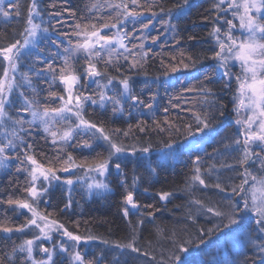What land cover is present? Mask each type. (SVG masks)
I'll list each match as a JSON object with an SVG mask.
<instances>
[{"label":"trees","instance_id":"trees-1","mask_svg":"<svg viewBox=\"0 0 264 264\" xmlns=\"http://www.w3.org/2000/svg\"><path fill=\"white\" fill-rule=\"evenodd\" d=\"M94 1L97 3L99 0H37L41 16L36 20L43 21L42 25L47 23L48 27L51 23L53 30H49L48 33L55 32L57 35H61V30H65L66 27L73 29L76 23L102 24L105 23L104 20L110 21L103 11L106 5H100L101 12L97 13L94 10L97 7H92ZM199 2L202 5H199ZM194 3L196 4L193 5ZM214 3L215 0H188L192 8L197 5L199 7L178 27L180 44L183 46L180 52L170 53L163 50V54L149 56L142 67L135 69H131L127 62L122 60L107 66V75L98 79L101 83H107L108 77H115L112 85L104 91L119 98L120 105L107 102L105 107L101 108L99 104L92 105L89 102L83 107L84 119L103 128L112 140L129 146L128 151L119 159L113 156L109 162V173L103 182L109 185L110 191L93 189L90 194L87 185L91 184L93 178L97 179L94 172H86L84 167H73L77 169L79 175L69 177L77 179L71 186L63 185L67 178L61 174L62 171H57L60 180L55 182L48 194L41 198L38 210L49 220L56 221L63 226V229L81 236L85 241H95L94 247L91 248L93 251L84 254L85 264L113 263L114 257L119 253L117 244L122 246L131 244L138 249L133 256L134 264H260L257 260L262 258L259 256L261 253L258 247H252L255 245L250 244L253 241L256 244L260 243V239L256 237V228L252 224L254 219L249 221L251 223L249 232L253 234L250 235V243L240 240L238 246H232L223 238L226 233L243 228L244 218H249L250 214L242 213L239 224L225 228L226 219L217 218L206 210L207 207H214L226 212L229 199L241 203V196L233 194L231 189L241 183L240 177L243 176L242 173L246 168L255 175L264 174L257 164L248 163L241 166L240 151L230 156L228 154L236 146L233 141L237 138L242 141L243 138L240 136L241 129L238 128L240 125L237 127L232 121L238 118L233 111L235 81L230 82L231 87H225L228 81L220 70H215L216 61L212 59L215 40L210 33L216 21ZM9 4H16L17 7L7 18L0 15V25H6L0 26V48L24 39L21 33L27 26L31 0H5L6 8ZM130 4L129 2V7ZM167 4L169 8L177 9L185 5V2L167 0ZM90 9L93 12L92 16L88 15ZM17 11L19 15H16ZM52 13L58 15H50ZM73 13L75 15H72ZM87 18L90 20L86 21ZM119 29L124 31L121 27ZM117 30L106 28L101 34L112 35ZM38 39L40 37H37ZM42 39L43 37L40 40ZM24 51L25 56L19 64L20 71H29L33 63L41 67L37 57L47 61L48 49L45 43L38 48V51L31 47ZM118 51L122 52L120 49ZM180 59L189 65L178 72V75L186 77L184 87L186 94L173 96L169 93L163 96L162 87L166 86L168 73ZM82 63L81 59L78 60L75 64L76 70ZM5 65L6 62L0 57V72ZM97 66L102 71L106 67L103 63ZM178 75L176 74L177 78ZM206 75L211 78L205 79ZM125 77L129 79L132 94L139 96L143 103L138 102L135 105L127 94L120 95L123 87L119 80ZM81 82L90 88L85 80L82 79ZM93 86L97 87L95 83ZM47 88L48 84L39 87L42 90ZM171 88L170 91L173 92L175 87ZM201 88L211 90L207 101L204 99L205 93L200 91ZM54 90L60 95H66L63 87ZM144 90L150 92L146 94ZM28 94L31 95L30 92ZM92 96L96 97V93ZM45 97L47 91H41L42 104L51 100ZM147 100L151 102L153 109L147 107ZM59 104L60 101L56 106ZM114 107L122 108V111L114 113ZM205 113L211 117L209 127L198 131L200 125L197 123V116L203 117ZM11 115L15 117L19 114L13 109ZM19 116L26 121L31 120L29 115L22 112ZM242 117L243 115L240 118ZM71 120L75 121V117H71ZM34 126L39 129L41 135L37 134L40 139L36 138L32 142L31 151L40 163L47 165L51 161L57 169L62 168L64 165L55 157L57 148L64 153L63 158L59 157L60 161L67 160L69 154L76 164L91 165L93 162L108 158L110 151L108 142L104 141L95 129L87 130L86 132L89 133L84 135L81 129L78 130L81 136L78 138L81 140H75L74 137L72 144L64 145L62 141L53 144L52 137L48 136L39 124ZM62 126L69 125L64 123ZM25 127L28 129L27 124ZM141 127L145 131L141 132ZM161 128L164 131H161ZM124 132L129 134L125 136ZM30 134L29 131L20 133L21 136L26 137ZM85 141L92 147H85ZM133 145L137 148L150 146V151L137 152L133 156L131 155ZM78 146L80 148H76ZM25 151H28L26 145H18L15 151L10 150L13 156L19 154L20 159H23ZM115 163L121 164L122 173L114 174L112 166ZM7 164V168H0V224L17 227L27 224L30 216L23 209H15L14 205H8L7 200L27 198L31 202V198L24 191L28 186L29 178L26 172H17V167L21 166L19 159H12ZM197 166L200 167V174L207 186L192 180ZM134 178L135 188H133ZM216 183H220L225 191L221 192L216 188ZM69 187L72 189L70 196ZM129 190L133 191L134 199L140 204V208L134 213L129 210V215L125 217L123 209L127 206L123 203V199ZM163 192L171 193L167 200L160 199L159 194ZM69 199L72 202L71 207L66 208ZM145 205L151 207H144ZM140 221L143 223L141 224ZM29 230L30 228H26L23 232H0V264H32V261L26 258V253L19 252V245L27 239H33ZM87 237L93 238L86 239ZM41 244L53 248L51 243L35 242L33 257L37 261L46 258L38 247ZM181 245L186 246L188 251L180 252ZM100 246H109L115 250L103 253ZM219 247L223 249V253L217 252L216 248ZM173 255H179L180 261L170 259ZM54 261L56 264H74L67 256L58 253H55Z\"/></svg>","mask_w":264,"mask_h":264},{"label":"snow or ice","instance_id":"snow-or-ice-1","mask_svg":"<svg viewBox=\"0 0 264 264\" xmlns=\"http://www.w3.org/2000/svg\"><path fill=\"white\" fill-rule=\"evenodd\" d=\"M129 2L135 6L134 10H129ZM184 2L185 5L191 7L188 4V0H184ZM97 6L96 4L92 5V7ZM109 6L117 10L115 16L110 18L111 23H76L71 33H63L65 36H75L77 39L75 42L71 38L68 39V47L63 49L65 53L62 57L63 64L59 67L52 62L55 59V54H53L52 60L48 62L37 57L39 64L42 65L41 67H37L36 63H33L30 65L29 71L19 70V64L25 56L24 50L30 47L38 48V34L48 33L49 31L48 27H42L43 21L37 22L36 20V18L41 16L37 0H31V5L28 8L27 26L21 33L24 37L23 42L16 40L7 47L0 48V57L6 62L2 72H0V129H3L4 135V142L0 143V168H7V162L12 159L20 160L21 166H18L16 170L17 172L24 171L27 173L29 180L28 186L24 191L31 198V202L27 198H9L7 204L10 206L14 205L15 209H27L32 214V217L25 225L9 227L0 224V232H23L31 226L39 229V234L34 239H27L19 245V252L26 253V258L32 261V264H56L54 261L55 245L51 249L42 244L38 245L40 251L46 254V258L39 261L33 257V251L36 241L41 239L52 240L50 233L63 229L62 225L54 220H49L46 215L38 210L41 198L48 194L49 189L53 187V181L60 180V177L56 174L57 171L69 172L71 167H84L86 172H97L103 176L108 172L109 162L112 157L127 152L129 148V146L121 142L112 140L110 135L106 134L103 128L97 124L84 119L83 107L89 102L92 105L99 104L101 108H104L107 102L120 105L121 101L119 98L108 95L104 91L109 85H112L115 77H108L107 83H101L98 78L105 77L107 75V66L113 64L114 58L122 55L119 53V49H123L124 52L131 55V49L125 43V40L133 37L128 32L120 30L119 25L124 24L128 20L135 22L142 14L138 9L141 7L150 8L151 5H141L139 0H121L120 3H113ZM16 7V4L8 5V8ZM213 7L216 10V21L210 35L215 40V49L212 55V59L216 61L215 70H223V77L228 81L225 87H231L230 82L233 80L236 84L233 94V111L237 114L238 118L235 123L241 126L243 140L241 141L237 138L233 143L236 146L242 145V147H238V150L242 153L239 163L241 166L248 163L258 164L261 170L264 171V0H215ZM220 13H225L226 15L220 16ZM228 13H231L232 19L227 18ZM0 15L5 18L11 15L10 11L5 7V0H0ZM16 15H19L18 11ZM50 15H58V13ZM72 15L75 14L73 13ZM234 20H238V24L234 23ZM148 27V24H143V28L147 29ZM106 28L118 30L112 35L101 34ZM237 31L241 33L240 36L236 35ZM155 40L156 38H153L154 43ZM51 43L58 49L60 48V44L55 40ZM133 47L142 49L143 44L133 45ZM81 55L86 65L82 74L75 67ZM129 55H124L123 59L128 60ZM146 56L147 53H143V57ZM99 63H103L106 66L105 70L102 71L98 68L97 65ZM193 63H195V60H193ZM138 65L142 66L141 61H136L133 58L132 67L135 68ZM234 65L239 66V72L232 70ZM184 67L187 68L189 65L184 64ZM172 71H177V68L174 66ZM210 78L208 75L205 76V79ZM34 79L36 83H34ZM82 79L97 85L100 89L96 93L98 99L92 95H84L85 84L81 82ZM57 81L64 85L63 91L66 95H60L54 90ZM39 82H46L48 88L39 89L37 87ZM119 83L123 87V92L120 93L121 96L127 94L134 103H143L139 96L132 94V88L127 77L119 80ZM41 91H47L45 99H58L60 101L59 106H53L51 102L42 104L40 101ZM188 91H192V89H188ZM200 91L205 93L204 99L207 101L211 90L201 88ZM29 92L31 95L28 94ZM147 107L151 108L152 105L148 104ZM13 109L18 114L22 112L29 115L31 120L26 121L19 115L13 117L10 114ZM117 111H122V108L114 107L113 112ZM242 113L243 117L240 118ZM221 115H223V112H221ZM71 117H75L76 120L72 121ZM210 119L211 117L207 113L203 117L197 116V123L200 125L197 130L202 131L208 128ZM64 123L69 126L63 127ZM26 124L28 129L25 128ZM35 124H39L43 131L52 137L51 142L53 144L62 141L64 145H69L74 136L79 134L77 130L95 129L101 134L102 139L108 142L110 149L108 158L93 162L91 165L76 164L73 161V157L69 154L65 161H60L59 157H57V161L64 165L62 168L57 169L51 161L47 165L38 162L31 151L33 148L32 144H26L28 151L24 152L23 159H20L19 154L13 156L10 150L15 151L18 147L17 142H19V145H25L24 138L20 133L31 130V126ZM160 130L164 131L163 128ZM140 131L143 132L145 129L141 127ZM128 134V132H124L125 136ZM84 146L92 147L86 141ZM167 146L171 147V145ZM131 149V155L134 156L137 152L148 153L150 146L137 148L133 145ZM197 162H199V157H197ZM115 168L122 173L120 163H115ZM153 172H155V169H153ZM200 173L201 169L197 166L194 169L192 180L198 181L200 185L207 186L205 179L202 178ZM242 175L243 180L241 183L231 189L233 194L241 196L242 204L229 199V207L226 212L213 207H207L206 210L212 213L213 216L226 219L225 228L239 224L242 220V213H251L255 217L256 232L258 233V239H260L259 244H256L255 241H253V244L258 247L261 254H264V175H255L247 168ZM250 181L252 182L251 185L245 187L249 185ZM37 182H39V187ZM64 183L71 186L74 182L72 179H67ZM135 185L136 179L134 178L133 188H135ZM215 187L221 192L225 191L220 183H216ZM87 188L90 194L93 189L104 192L110 191L109 185L103 181H95L88 184ZM71 191L72 189L69 187V196ZM170 195L171 193L169 192H163L159 194V197L161 200H167ZM71 203L69 199L65 207L70 208ZM123 203L129 206L123 209L125 217L129 215L130 208L137 210L140 208V204L134 199V193L131 190L127 191ZM197 203L200 202L197 201ZM144 207H151V205H145ZM148 215L153 214L148 213ZM140 223L142 224L143 221H140ZM62 234L77 243L83 239L67 229H63ZM92 238L87 237L86 239ZM116 247H131L133 251H138L131 244L123 246L117 244ZM59 251L68 252L69 250L61 244ZM179 251L187 252L188 248L181 245L179 246ZM72 259L79 262V264H84L83 257L79 252H76ZM170 259L179 262L181 258L179 255H173Z\"/></svg>","mask_w":264,"mask_h":264},{"label":"rangeland","instance_id":"rangeland-1","mask_svg":"<svg viewBox=\"0 0 264 264\" xmlns=\"http://www.w3.org/2000/svg\"><path fill=\"white\" fill-rule=\"evenodd\" d=\"M120 2H121V0H104V1L99 0V1H97V3H96V1H94V3L96 5L98 4L97 9H94V10L97 11V13L101 12V9H100L101 6L100 5L105 4L106 6H104V7H106V8H104L103 11L106 12L105 13L106 17L108 16L109 18H111V17L115 16L117 10L115 8L110 7L109 5L113 4V3H120ZM139 2L141 5H151V7L150 8L141 7L140 9H138L142 14H141V16H139L137 18V20L135 22L128 20V21H125L124 24L119 25V27L123 28L125 32H128L130 34V36L133 37L132 39L125 40V43L131 49V55H129V53L124 52L123 49H120L122 52H119V53H121L122 55H119L118 58H114V62H113V63H115L116 61H119V60L120 61L121 60L126 61L127 65L131 69L142 67V66L138 65L137 67L133 68L132 67L133 58H135L136 61H141V63L143 64V63L147 62L149 56H154V55H157L158 53L163 54V50L168 51L170 53H172L174 51L175 52L181 51V48L183 46L180 44V39H179V35L177 32L176 25H178V21H179L180 17L183 16L187 12V10L190 8L187 5L183 10L178 11L176 14L164 16L161 13V2H162V0H139ZM134 9H135L134 5H131V7H129V10H134ZM92 13H93L92 9H90L88 11V15L92 16ZM153 13H155V15H153ZM223 14H225V13H223ZM227 18L228 19L233 18L231 16V13L227 14ZM89 20H90L89 18L86 19V21H89ZM104 22L105 23H111L112 21L110 19V21L104 20ZM234 23L238 24V20H234ZM143 24H148L149 27L147 29H145V28H143ZM73 30H74V28L70 30L69 27H66L65 30L64 29L61 30V35H57V37L55 38V41L58 44H60V48L58 49L53 44V52L50 55V57L47 59L46 62H48L49 60H52V56H53V54H55V59L52 60V62L57 67H59L60 65L63 64L62 57L65 55V53L63 52V49L65 47H68V39L71 38L73 40V42H75L77 39L75 36L69 37V36L63 35V33H71ZM236 35L240 36L241 33L239 31H237ZM153 38H156L155 43L153 42ZM140 44H143L142 49L140 47H133V45H140ZM145 52L147 53V56L143 57V53H145ZM124 55H129V59L124 60L123 59ZM142 57H143V59H142ZM80 59L83 61V63L81 64V67L77 71L81 70L80 73L82 74L83 69L86 67V65H85V62H84L82 55L78 58V60H80ZM181 61H183V60L180 59V61L177 62V64H176L177 66L173 65L171 67V68H173L175 66L177 68V71L174 72V71L170 70V72L168 73V76H167L168 79L166 80V86L160 85V87L163 86L162 87V95L163 96L168 95L169 93L173 96H183L184 94H186V90L184 89L185 84H186V77H183V75H181V74L178 75V72L180 71V69H185L184 68L185 62L183 61V63H181ZM179 66H180V68H179ZM232 70L234 72L240 71L238 65H234ZM220 71L223 73L222 69H220ZM176 74L179 76V78H177ZM34 83H35V81H34ZM39 83L43 84L46 82H39ZM235 86H236V84H235ZM37 87L39 88L40 86L37 85ZM58 87H63V89H64V85L60 84L59 81L56 82L54 88L57 89ZM171 87H175L176 90L174 89L173 92L170 91V90H172ZM86 88L83 89L84 95H93V94L97 93L98 91H100L95 86H92L91 89L88 88L89 90H87ZM178 89H179V91H178ZM144 92L146 94H148L150 92V90H144ZM147 101H148V104H151V102L149 100H147ZM50 102L53 104V106H56V103H58L59 100L51 98ZM179 102H181V101L179 100ZM151 109H153V107ZM19 115H20V113H19ZM242 115H243V113L241 114V116ZM75 120H76V118H75ZM234 121H236V120H234ZM239 127L241 129V126H239ZM81 130L83 132L82 135H84L85 133H89V132H86L87 130H83V129H81ZM29 132L31 134L28 137L22 136L24 138L25 145L26 144H32V142H34L36 138H39L37 136V134L41 135L39 129L34 125L31 126V130H29ZM79 134L74 136L76 138L75 140H81V138L80 139L78 138V137H81V136H79ZM0 142H4L3 129H0ZM17 143L19 145V142H17ZM80 146H83V145H80ZM76 148H80V147L78 146ZM238 151H239L238 147L235 146L232 150H230L228 152V154L230 156L232 153H234V152L237 153ZM56 152H57V155L55 156L56 159H57V157L63 158L64 153H62L58 148L56 149ZM13 153H15V152H13ZM115 157L117 159H119V158L123 157V155L118 154V155H115ZM241 158L242 157H240V159ZM106 174L107 173H105V175L101 176L97 172H94V176H96L95 179H99L100 181L105 180ZM67 179H70V178L67 177ZM72 180H73V182H76V179H72ZM240 180L241 181L243 180V176L240 177ZM55 182H58V181H53V186H54ZM251 183L252 182L250 181L249 185H246L245 187H249L251 185ZM63 185L68 186L65 183ZM37 186L39 187V182H37ZM241 203H243V202L241 201ZM38 207H39V205H38ZM23 210L29 214L30 218L32 217V214L30 212H28L27 209H23ZM249 214H250L249 218H244L243 224H245V225L243 228L236 229V231L228 232V233H226V235H224L223 238H224L225 242L231 244L232 246H238L237 244L240 240L244 243H246V242L250 243L251 242V240H249V238H250V235H253V234H251L249 232V228H250V224H251L249 221L253 220V219L255 220V217L251 213H249ZM221 219L224 220L223 218H221ZM252 224H253V227L256 228L254 221L252 222ZM232 226H234V225H232ZM29 228H30L29 232H30V234H32V237L34 239L35 236L39 234V229H36L35 226H31ZM62 233H63V229H60L58 231H53L50 233L52 236V240L41 239V240H38L36 242L45 241L47 243L53 244V246L55 245L56 253L67 256V258L72 260V262L74 264H79V262L74 261L72 259V256H74L75 253L79 252V251L84 253L89 247H94V244H91L89 246V245H87L89 242H87V241L85 242L82 240L79 243H77L76 241L69 240L68 237H66V236L63 240H61V235H63ZM55 236H57L58 239H55ZM256 237H258V233H256ZM61 244H63L66 248H68L69 251L68 252H60L59 246ZM250 244H253V243H250ZM252 247H256V246H252ZM100 248H101L103 253H107V252L109 253V252H113L115 250L114 248H113L114 249L113 250L109 246L108 247L107 246H100ZM216 249H217L218 253L220 251L223 253V249L221 247L216 248ZM187 255H188V253L185 256L187 257ZM44 256H46V254ZM259 256H261L262 258L258 259L257 261L260 264H264V254H259Z\"/></svg>","mask_w":264,"mask_h":264},{"label":"flooded vegetation","instance_id":"flooded-vegetation-1","mask_svg":"<svg viewBox=\"0 0 264 264\" xmlns=\"http://www.w3.org/2000/svg\"><path fill=\"white\" fill-rule=\"evenodd\" d=\"M194 1H192V3H193ZM191 3V4H192ZM190 4V5H191ZM196 3H194L193 5H195ZM169 4H167V0H162V2H161V9H163V11H161V13H162V15H164V16H167V15H172V14H176L178 11H181V10H183L186 6L185 5H183V6H181V7H179V8H177V9H171V8H169V6H168ZM199 5H202L200 2H199ZM198 5H197V7H195V8H192V5H191V7L187 10V12L183 15V16H181L180 17V19H179V21H178V25H176V27H177V32L179 31V29H178V27L182 24V22H184L185 21V19L187 18V16L189 15V14H192V12L194 11H197V9H198ZM7 10H9L10 12L11 11H13L14 10V8H6ZM49 25V27L47 26V23H45V24H43L42 25V27H48L49 28V30L51 31V30H53V26H52V24L51 23H49L48 24ZM1 27L3 26H6V25H0ZM38 37H40V39L43 37V39L42 40H40V39H38L37 41V45H38V48L40 47V46H43V44L45 43V46H46V48L48 49V56H47V58H46V60L50 57V55L52 54V52H53V44L51 43L53 40H55V38L57 37V34L54 32L53 34H51V33H39L38 34ZM23 42V40L21 41V43ZM7 47V46H6ZM38 48H34V50L35 51H38ZM26 50V49H25ZM86 83H87V85L88 86H90V89H91V87L94 85V83H92V82H90V83H88V81H86ZM47 83H44L43 85L41 84V83H38L37 85H39V86H44V85H46ZM89 88V87H88ZM87 88V90H89ZM97 89H99V88H97ZM82 241H85V239H81ZM87 242H89L87 245H91V244H94V242L95 241H93V240H86ZM85 241V242H86ZM92 247H89L84 253L83 252H80V254L82 255V257H83V260H84V254L87 252V251H93V249H91ZM117 250H119V253H118V255L117 256H115L114 257V261H113V263H111V264H134L133 263V256L135 255V253H136V251H133L132 250V248L131 247H120V248H118ZM91 259V258H90ZM104 261V260H103ZM85 264V263H84ZM101 264H106V263H101Z\"/></svg>","mask_w":264,"mask_h":264},{"label":"water","instance_id":"water-1","mask_svg":"<svg viewBox=\"0 0 264 264\" xmlns=\"http://www.w3.org/2000/svg\"><path fill=\"white\" fill-rule=\"evenodd\" d=\"M88 83H90V81H88ZM113 170H114L115 174H118V173H119V172L116 170L115 166H114ZM73 174H75V170H74V169H71L69 172H63V173H62L63 176H71V175H73ZM126 206H127V205H126ZM127 207H129V206H127ZM130 211H131L132 213H134V212L137 211V209H131V208H130Z\"/></svg>","mask_w":264,"mask_h":264}]
</instances>
